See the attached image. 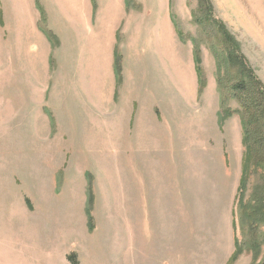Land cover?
Wrapping results in <instances>:
<instances>
[{"label":"rangeland","instance_id":"374dc122","mask_svg":"<svg viewBox=\"0 0 264 264\" xmlns=\"http://www.w3.org/2000/svg\"><path fill=\"white\" fill-rule=\"evenodd\" d=\"M38 1L0 0V264H264V155L239 193L232 92L264 116V0H127L148 43L114 60L93 35L105 0L82 28L84 4Z\"/></svg>","mask_w":264,"mask_h":264},{"label":"crops","instance_id":"0c3cea01","mask_svg":"<svg viewBox=\"0 0 264 264\" xmlns=\"http://www.w3.org/2000/svg\"><path fill=\"white\" fill-rule=\"evenodd\" d=\"M57 1L58 0H53L54 4H56ZM30 2H32V6L34 10L35 9L38 10L37 9L38 7L40 9L38 11L41 12L40 5L37 4L36 6V3H40L39 1L37 2V0H30ZM58 4H59L60 12H61V17L66 18L67 16H75L77 19L81 17V13L79 10L80 8H82V5L84 4L86 11H85V16L83 15L82 20H81V28L84 23V19H86V17H89V19H92V17L95 18V13H93V10L96 7V0H60ZM129 7L130 5L127 2V0H119V1L105 0L102 3L100 13L103 14V17H107L112 13L113 19H112L111 24H109V26L106 29L104 28V24L101 22H98L99 24H95L93 27V35L95 36L97 34L98 40L100 37L102 39L103 45L102 47L99 48V51L101 52L100 53L101 56H103V51H107L108 56L113 58V60L114 58L116 59L118 57H123L122 55H125V53L120 52V47L123 46V42L127 40L130 43L131 48H134L132 47L133 44L132 42H130V39L134 37V35L136 34L137 36L141 35L143 37L142 43H148V38H147L148 30L146 29L147 23H148L147 21L144 20V22L141 23L137 15L136 17L129 16L125 20L123 19L124 15L130 14V10L128 9ZM41 14H43V11L41 12ZM58 24L63 25L64 23L58 22ZM34 25H36V23ZM94 39L96 40L95 37ZM105 41L109 44L108 48L104 47ZM141 46L142 45L140 43L139 47ZM128 161H132V157H130V159L128 158ZM140 172L141 170L138 166L130 165V174L132 178L130 179V183L132 184V180H133L137 184V186H139L141 191H143V196L142 197L140 196V204L138 206V211L134 209L135 214H137L138 212V215L142 218V223H143L144 212H146V217H148L149 211L152 212V209L149 204V200L151 199L150 198L151 195L149 194V189H148L150 187V182L147 179V177H146L147 182H145ZM133 190H134V193H136V190L134 188ZM156 196H159L158 193H156ZM7 217L8 218H7V222H5V229H12L9 226H13V215L7 214ZM149 217H150V214H149ZM233 222H232V227H233Z\"/></svg>","mask_w":264,"mask_h":264},{"label":"trees","instance_id":"16d2710c","mask_svg":"<svg viewBox=\"0 0 264 264\" xmlns=\"http://www.w3.org/2000/svg\"><path fill=\"white\" fill-rule=\"evenodd\" d=\"M217 25V24H216ZM223 40V45H226L230 40L231 36L225 31L224 27H220L218 25V28ZM239 81L235 87L232 89L233 96L238 99L241 103V110L238 111V115L241 119L244 136H243V143L245 146V157L243 158V177L241 178V184L239 187L238 192L242 190V186L246 182V179L248 180L249 177V170L250 165L256 163V165L259 163V160L262 161V156L264 154L261 153V150H259L255 144H251V132L252 134H255L258 132L259 129H261V134L264 137V122L263 125L260 126V120H264V116H261V112L257 114V111L259 109V106L257 104L254 106L253 103L247 101L244 97H242V93L245 92V85L243 83H240ZM260 94L262 95L261 101L264 102V92L262 89H260ZM261 98V96H260ZM263 104V103H262ZM264 114V113H263ZM258 116V118H257ZM249 166V167H248ZM90 220V217H89ZM233 227H235V222H233ZM236 255H233L230 262L228 264H233L235 261Z\"/></svg>","mask_w":264,"mask_h":264}]
</instances>
